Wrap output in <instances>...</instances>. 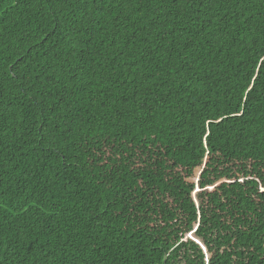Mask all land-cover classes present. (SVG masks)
Here are the masks:
<instances>
[{
	"label": "trees",
	"instance_id": "16d2710c",
	"mask_svg": "<svg viewBox=\"0 0 264 264\" xmlns=\"http://www.w3.org/2000/svg\"><path fill=\"white\" fill-rule=\"evenodd\" d=\"M261 187L264 0H0V264H264Z\"/></svg>",
	"mask_w": 264,
	"mask_h": 264
},
{
	"label": "snow or ice",
	"instance_id": "6c2138e0",
	"mask_svg": "<svg viewBox=\"0 0 264 264\" xmlns=\"http://www.w3.org/2000/svg\"><path fill=\"white\" fill-rule=\"evenodd\" d=\"M243 183V181H241ZM213 188L216 185H212ZM211 190V189H209ZM196 191H203V189L197 188ZM261 193H264V187H261L259 190ZM197 208H199V201L196 202ZM198 215L203 217V210L201 209ZM184 224V228L180 231V224ZM177 231H180V235L177 236L176 240H173L171 243L170 251L179 249L181 244L184 246L183 252L180 253V261L182 264L183 259L186 257V254L189 250H192L195 254L200 255L201 264H212V261L216 258L215 248L212 247V239L206 238L202 235L203 226L201 223L189 224L185 221H177ZM171 235V233H170ZM179 241V243H177Z\"/></svg>",
	"mask_w": 264,
	"mask_h": 264
},
{
	"label": "rangeland",
	"instance_id": "374dc122",
	"mask_svg": "<svg viewBox=\"0 0 264 264\" xmlns=\"http://www.w3.org/2000/svg\"><path fill=\"white\" fill-rule=\"evenodd\" d=\"M198 174H199V173L196 172L195 176H194L192 179H190V180H191V181H193V180L196 181V180H197V176H198Z\"/></svg>",
	"mask_w": 264,
	"mask_h": 264
}]
</instances>
